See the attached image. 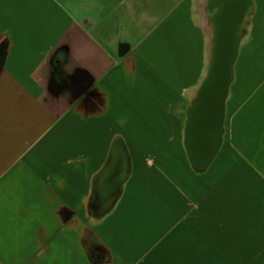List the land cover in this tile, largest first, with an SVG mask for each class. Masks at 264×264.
<instances>
[{"label": "crops", "instance_id": "obj_1", "mask_svg": "<svg viewBox=\"0 0 264 264\" xmlns=\"http://www.w3.org/2000/svg\"><path fill=\"white\" fill-rule=\"evenodd\" d=\"M186 5L187 0H0V264H83L67 225L72 187L66 190L60 182L61 170L79 154L99 152L107 131L100 137L93 132L99 118L80 127L37 110L44 85L51 83L49 49L59 36L70 42V35L60 32L73 23L84 27L78 52L104 57L114 106L121 105L119 57L134 44L143 52L137 70L147 78L159 74L140 68L145 59L149 68L159 67L168 76L185 68L182 58L190 51L198 64L199 36L185 19ZM113 11L118 27L102 29ZM145 24L142 33L139 26ZM259 26L263 49L242 67L240 101L232 117L237 144L229 160L215 176L199 180L178 164L177 180L165 187L151 156L173 154L157 144L140 166L135 157L133 181L140 192L120 231L116 261L264 264V13ZM120 36L122 54L116 45ZM145 81L136 92L149 91L146 100L155 105ZM161 202L168 206L171 223L157 229V241L151 242L152 235L137 220ZM143 203L140 212L137 206Z\"/></svg>", "mask_w": 264, "mask_h": 264}, {"label": "water", "instance_id": "obj_2", "mask_svg": "<svg viewBox=\"0 0 264 264\" xmlns=\"http://www.w3.org/2000/svg\"><path fill=\"white\" fill-rule=\"evenodd\" d=\"M262 3L263 0H187L185 19L198 33L200 42L196 73L176 89L158 78L161 88L169 92L159 102L166 115L164 149L177 154L197 180L208 174L216 159L230 152L236 143L232 117L240 101L237 91L241 62L259 47L257 20ZM133 169V154L125 133L111 132L85 201L90 222L102 221L114 209ZM118 170V184L111 188L108 180Z\"/></svg>", "mask_w": 264, "mask_h": 264}, {"label": "flooded vegetation", "instance_id": "obj_3", "mask_svg": "<svg viewBox=\"0 0 264 264\" xmlns=\"http://www.w3.org/2000/svg\"><path fill=\"white\" fill-rule=\"evenodd\" d=\"M82 27L80 23H73L66 27L60 33L63 37L67 34L70 35V42L64 41L63 38L60 40L59 36L57 44L55 43L49 49L46 74L51 83L44 85L43 102L37 107L38 111L44 110L50 116L57 115L80 127L86 126L91 119L106 120V116L115 112L113 82L108 78V73L103 70L104 57L98 54L84 55L78 52L82 42L80 39ZM122 38L120 36L116 40L117 51L120 54L124 52V46L119 47ZM123 43L127 42L123 41ZM141 48L139 44H134L130 50L119 57L123 79L121 83L123 100L121 105L118 104L120 105L118 113L122 110L132 113L129 101H131V95L134 97L137 94L136 91L143 79L146 80L145 83L151 85L155 106L159 104L162 96L168 97L169 92L161 88L157 78L161 75L147 78L137 70L139 57L142 53ZM197 66H193L192 71L195 72ZM194 72H190L187 68L175 72L169 85L176 89L177 85L189 81L194 76ZM161 77L163 78V76ZM158 108L157 106V110ZM164 121H166V117ZM109 124H106V141L99 152L92 154V157L79 154L68 160L61 170L60 182L65 183L66 190L70 185L72 187V190L67 192L71 211H69L67 225L72 231L75 246L78 254L82 257L83 264H109L111 260L118 259L116 250L119 234L140 192L139 185L133 181L136 171V158L133 155L134 169L124 186L117 205L102 221L98 223L89 221L85 201L91 180L104 159L106 143L111 132L115 130L124 132V126L116 127L110 124L108 127ZM163 131L161 129V133ZM161 138L162 144L160 145L165 148L167 140H164L163 136ZM118 174L121 175L119 170L111 173L108 180L111 188L118 184Z\"/></svg>", "mask_w": 264, "mask_h": 264}, {"label": "rangeland", "instance_id": "obj_4", "mask_svg": "<svg viewBox=\"0 0 264 264\" xmlns=\"http://www.w3.org/2000/svg\"><path fill=\"white\" fill-rule=\"evenodd\" d=\"M116 11V10H115ZM113 11L112 15L104 19V23L102 24L101 28L105 30L112 29L113 27L116 29L118 27V23L114 20L116 17V12ZM166 9L161 8V13H165ZM264 10H263V3L261 5V8L259 10V17L257 20V41L259 43V47L256 49L254 55L258 54L259 50H262L263 47L261 46V42L259 40L260 37V26L259 22L261 21V18L263 16ZM184 23V22H183ZM183 25H180L179 32L181 30V27ZM147 25L139 26V29L142 30V33L146 30L145 28ZM145 29V30H144ZM144 30V31H143ZM183 30L186 31L185 27H183ZM191 29H187V32L189 33ZM183 31V33H185ZM182 32V31H181ZM161 43V42H160ZM165 46H168V43H165ZM159 51H164V49L160 46H158ZM191 56L187 55L186 58L183 57L182 61L185 62L184 67L188 68L191 72L194 68V61H193V55L195 51H190ZM143 52L141 53V55ZM253 55V56H254ZM144 56V55H143ZM253 56L244 57L241 62V69L245 66V63L252 58ZM146 60V59H145ZM145 60H142L143 63L140 64V68L151 70L152 72L163 76V79L167 84H169L170 80L175 75V72L172 73L170 76H168L166 73L159 70V67L153 66L149 68L145 64ZM198 61V58H197ZM196 61V63H198ZM197 66V65H196ZM167 67V66H165ZM163 69V68H161ZM183 69V68H182ZM164 70V69H163ZM240 85H243L242 82V70H241V80L239 82ZM241 88V87H240ZM239 88V89H240ZM244 88H247V85H244ZM243 90V89H242ZM149 91H139L137 94L132 98L130 110L132 113L128 112L127 110H122L118 113V108L120 105L114 106V113H110L109 116H106V120H100L96 123L94 126L93 132L96 134V136L100 137L101 134L106 130V124L110 123L113 126L116 127H123L124 126V133L126 135L127 141L129 143V146L131 148V151L135 157L138 158L140 166L145 160L146 157L149 155V157L154 153L155 150L150 151L149 148L155 149V145L162 144V138L163 132L161 133V129H165V117L166 115L160 110L161 106L160 103L155 105H150L149 101L146 100L148 98ZM162 103V101H161ZM157 106L159 107L157 110ZM236 122V119L234 118V124ZM110 124L108 127H110ZM233 135L236 139L235 130H233ZM166 140V139H164ZM237 144V141L235 145H232L230 152L235 148ZM156 154V153H155ZM229 153L225 154L224 156H221L216 159L215 163L211 167L208 174H206L204 177L200 178L203 179L205 177L215 176L219 171L218 169L222 167V163L224 160H229L230 157H228ZM164 155H167V153H163L151 156L153 159V163L158 171H160V178L164 182L165 187L168 186L169 182L177 180L176 176L178 174V164L182 168H186L183 161L177 154H173L172 156L167 155L169 157H165ZM155 157V158H154ZM179 167V169H180ZM192 175V174H191ZM140 208V212L144 209V203L140 207V204L137 206ZM137 208V209H138ZM149 210L146 213H142V215L137 220L139 222V226L141 228V225L143 228L152 235L150 237L151 242L157 241V234L155 231L157 229H160L161 227H167L171 223L170 214L168 213V206L165 202L158 203V205H153L151 208H148ZM141 221V222H140ZM119 262H116L118 264Z\"/></svg>", "mask_w": 264, "mask_h": 264}]
</instances>
